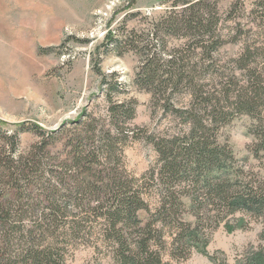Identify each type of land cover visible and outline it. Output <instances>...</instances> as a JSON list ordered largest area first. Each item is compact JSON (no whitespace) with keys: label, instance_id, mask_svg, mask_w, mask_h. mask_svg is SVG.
I'll return each instance as SVG.
<instances>
[{"label":"rangeland","instance_id":"374dc122","mask_svg":"<svg viewBox=\"0 0 264 264\" xmlns=\"http://www.w3.org/2000/svg\"><path fill=\"white\" fill-rule=\"evenodd\" d=\"M173 2L0 0V122L4 123L0 124V165L21 158L25 166L39 162L37 149L45 137L49 159L34 186L61 191V145L69 137L61 130L72 128V122L84 115L98 124L107 122L110 86L115 102L135 109L134 118L117 127L124 135L118 137L115 163L125 178L138 180L145 190L142 196L150 210L139 216L159 231L152 250L160 264H253L251 259L264 251V220L245 212L231 214L217 202H191L193 196L202 195L194 182L171 189L172 202L179 206L173 208L168 225L163 222L166 216L158 217L170 187L158 177L163 160L152 139L170 142L188 132L185 118L176 111L193 103V88L204 94L234 90L235 84L245 85L247 69L258 63L264 68V0H208L219 37L211 54L198 40L189 44L183 34L162 31ZM128 37L135 38L133 45L125 43ZM149 42L156 45L153 50L160 63L175 55L184 57L182 83L161 101L157 92L137 83ZM248 51L249 66L241 70L239 60ZM255 116L258 121L264 118V99ZM255 122L236 115L228 125L217 127L213 136L216 144L231 151L245 182L264 184V162L255 154V133L262 131L255 130ZM117 128H112L111 136H117ZM13 192L7 187L4 199L10 200ZM70 212L75 216L79 211ZM170 221L191 230L198 227L199 248L175 247ZM91 224L82 225L87 230L71 240L67 264H121L111 233L96 225L92 229Z\"/></svg>","mask_w":264,"mask_h":264},{"label":"trees","instance_id":"16d2710c","mask_svg":"<svg viewBox=\"0 0 264 264\" xmlns=\"http://www.w3.org/2000/svg\"><path fill=\"white\" fill-rule=\"evenodd\" d=\"M172 1V10L162 31L183 34L189 44L198 40L200 47L209 54L215 52L218 23L208 0ZM155 33L153 37L157 36ZM134 41L135 38L128 37L125 43L133 45ZM153 45L147 44L148 53L142 58L137 83L150 92H157L161 101L169 90H176L182 83L180 78L186 71L185 62L184 57L175 55L160 63L153 50L156 45ZM249 59L250 51L239 60L241 70L247 69ZM163 69L167 70L164 71L166 76ZM247 70L245 85L238 87L235 84L234 90L204 94L193 88V103L176 111L185 118L188 132L170 142L152 139L163 160L158 177L170 187L158 209V217H167L163 220L165 224L172 221V210L179 206L175 200L172 202L171 189L175 184L190 186L193 182L202 195L193 196L191 202L198 203L199 199L204 203L217 202L231 214L245 212L264 220L263 182H245L242 168L236 165L231 151L216 144L213 136L217 127L228 125L236 115L257 119L255 130L259 127L262 132L255 133V154L264 162V118L260 117L258 121L255 116L259 102L264 99V68L258 63ZM111 91L109 86L107 122L98 124L84 115L72 122V128L61 130V133H69L61 145V173L58 176L61 191L58 187L34 186L42 179L45 162L49 159L45 137L37 149L39 162L35 160L25 166L21 158L0 165V264H67V251L73 246L71 240L83 233L82 230L85 232L87 229L81 226L88 223H92V229L96 225L102 232L111 233L121 264L161 263L152 250L159 231L149 219L145 221L139 216L150 210L147 199L142 196L145 190L138 180L125 178L115 163L120 145L118 137L124 135L117 127L132 120L135 109L115 102ZM114 127L118 131L116 137L110 134ZM7 187L14 191L8 201L4 199ZM179 202L182 204L181 198ZM70 209L79 212L71 216ZM80 212L90 219L83 218ZM171 221L173 226L169 229L174 246L198 249V227L191 230L184 224L175 226ZM157 222L162 224L159 218ZM175 231L177 234H173ZM262 237L264 239V233ZM251 263L264 264V251L257 253Z\"/></svg>","mask_w":264,"mask_h":264}]
</instances>
